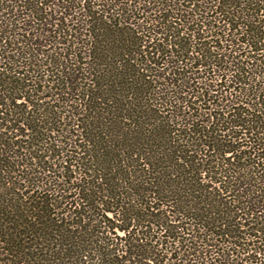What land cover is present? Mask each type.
Wrapping results in <instances>:
<instances>
[{"label":"trees","instance_id":"trees-1","mask_svg":"<svg viewBox=\"0 0 264 264\" xmlns=\"http://www.w3.org/2000/svg\"><path fill=\"white\" fill-rule=\"evenodd\" d=\"M0 264H264V0H0Z\"/></svg>","mask_w":264,"mask_h":264}]
</instances>
